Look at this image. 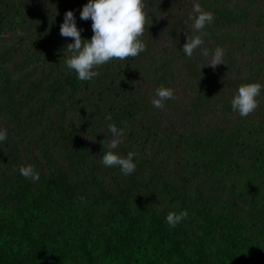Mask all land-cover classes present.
Returning <instances> with one entry per match:
<instances>
[{"label":"trees","instance_id":"16d2710c","mask_svg":"<svg viewBox=\"0 0 264 264\" xmlns=\"http://www.w3.org/2000/svg\"><path fill=\"white\" fill-rule=\"evenodd\" d=\"M186 1L189 13L199 3L213 14L210 24L192 33L211 47L216 48L215 40L226 49L224 43L231 40L239 54L250 48L264 51V0ZM87 2L0 0V121H10L16 102L27 120L53 111L62 126L69 111L90 117L95 126L98 115L105 120L111 114L107 124L124 130L115 150L136 153V168L127 176L120 170L112 173L101 163L102 154H88L70 169L68 144L55 129L57 122L49 119L42 124L35 119L26 134L0 143V264H27L19 252L28 254L32 264H180L171 260L166 246L151 249L146 244L157 245L164 236L206 247L208 234L219 246L223 264H264V120L239 116L234 125L207 124L211 109L222 110L220 103L230 102L236 91L220 95L224 88L215 84L208 91L204 81L201 86L202 75L196 76L201 80L190 105L183 102L179 108L168 100L163 109L150 108L152 98L138 96L146 71L142 63L153 58L147 49L150 25L140 38L145 51L113 59L95 69L98 77L81 82L65 64L72 38L62 37L57 24L71 10L81 37L90 39L92 22L80 19ZM221 8L227 13L224 23L218 22ZM144 12L152 23L149 10ZM253 20L257 27H251ZM18 44H24V57L21 73L15 75ZM224 58L230 59L228 50ZM187 60L180 54L175 64L185 66ZM158 64L165 70L164 61ZM64 108L67 115L58 112ZM25 135L34 141L27 144ZM105 145L99 136L97 147L105 151ZM28 158L38 181L19 173ZM152 186H157L155 193ZM183 210L187 219L170 227L167 213ZM228 238L236 242L223 241Z\"/></svg>","mask_w":264,"mask_h":264},{"label":"rangeland","instance_id":"374dc122","mask_svg":"<svg viewBox=\"0 0 264 264\" xmlns=\"http://www.w3.org/2000/svg\"><path fill=\"white\" fill-rule=\"evenodd\" d=\"M180 1H184V4L180 6L181 10L175 12V6L176 8H179L178 3ZM143 3L145 5L144 9L149 10L152 18V23H150V27H152L150 28L151 36L148 40L147 49H150V52L152 53L151 57L153 58H151L147 64L142 63L146 71L145 77L139 85L138 96L143 97V95H147L153 99L156 88L160 85H164L165 87L174 90L175 99L170 100L171 103H174L181 108L182 106H180V104L186 102L190 105L191 100L194 98L191 93L194 89L198 88L196 81L198 79L201 80L200 77H196L197 75H202L201 86L202 81H204L208 91L213 88V84H215L218 89L224 88L220 95H222L223 91H237L241 84L259 83L262 87L260 95L256 98L258 101V107L253 113L244 118L252 119L254 121L264 120V116L261 117L258 115V113L264 114V51H257L250 48L248 50H243V52L239 54L237 43L231 40L227 41L224 43L226 49H223L228 50L230 59L223 57L225 65H217L216 68L213 69L206 65L210 62L211 54L215 48L211 47V42H204V46L202 44L200 48L194 50V52H196L195 56L193 55L192 58H188L185 66L181 65L179 67L175 64V60L178 59V55H184L182 47L186 42V33L192 34L194 32L189 29L190 25L193 23V20H190L189 17L197 14L193 11L189 13L190 6L186 0H143ZM216 12L219 15L218 22L223 21L224 23L227 19L226 10L221 8ZM24 13L30 19L33 16L31 12ZM260 17H264V11H261ZM60 24H57V28H60ZM181 24L185 27H182ZM252 26L257 27L255 20L252 21L251 27ZM212 44H214L215 47H221L219 42L215 40H212ZM22 47H24V44H18L17 52H15L13 63V72L15 75L18 74L17 72L21 73V67L19 64L24 57V53L20 51ZM204 48L209 50V57H204L201 54ZM145 59L147 58L143 57L142 61ZM160 60L165 63V70L162 69L163 64H158ZM192 62L195 63L193 64ZM25 82L26 86H29L30 82L28 78H25ZM223 102L224 103H220L222 110L215 108L211 109L207 124L220 123L223 126H229L234 125L237 122L240 115L230 107L231 101ZM229 107L231 108L230 110L228 109ZM150 108L158 110L152 105V103L150 104ZM20 109H23V106L19 102H16L14 104V111L10 116V121H5V118H2L0 121V127L7 130V140L10 139L11 142H14L16 136L19 134H26L29 124L35 121V119L39 124L44 123V120L46 119L57 122L55 129L62 132L61 138L68 144L66 147L69 148L71 152L70 158L72 161L70 169H73V165L78 163L85 155L89 154L95 157L103 154L104 150L97 147L99 146V136L102 137V141L105 144L111 140V133L107 127L108 124L100 115L97 116L95 126L90 117L88 118L85 116L83 119L76 114V111H69L67 116L68 119H65L66 124L62 126L58 123L61 118L56 120L53 111L49 114L40 113L37 115L38 118L27 120L25 115L21 116ZM58 112L67 115V110L65 108ZM71 118L72 121H70ZM23 139L27 144L34 141L33 138H30L27 135H25ZM52 140L53 135L47 140V142ZM3 142L0 143L3 144ZM46 150V148L42 149L43 155H46ZM113 151L124 157H126L128 153L126 152V148L122 149L123 154H120L117 150ZM31 160L32 158H28L27 160L24 159L23 164L26 166L29 164L33 166L34 162ZM107 169L111 170L112 173H118L120 170L119 167H107ZM107 172L110 173V171ZM1 182L6 184V179L3 178ZM149 190L152 193H155L157 191V186H152ZM48 215V212H44V217ZM61 220L62 222H68L69 217H61ZM12 222L17 224L15 220H12ZM208 235L205 236L208 240L206 247L190 246L177 238L174 240L164 236L157 245L146 244V246L151 249L166 246L171 256V260L180 264H223L224 257L221 258L223 255L218 249L219 246ZM223 241L229 243L236 242L233 238L223 239ZM18 254L24 262L32 264L30 259L28 260V254L24 252H19ZM219 254H221V256H219ZM219 258H221V261H219ZM258 264H262V262L258 261Z\"/></svg>","mask_w":264,"mask_h":264},{"label":"clouds","instance_id":"9594fccd","mask_svg":"<svg viewBox=\"0 0 264 264\" xmlns=\"http://www.w3.org/2000/svg\"><path fill=\"white\" fill-rule=\"evenodd\" d=\"M144 7L143 0H88L80 10V19L91 20L93 35L90 39L81 37L83 30L77 28L74 12L66 11L63 22L60 24V35L72 38L73 41L66 46L68 55L65 58V64L67 68L74 71L81 82H87L100 75L95 69L113 59L122 61L129 57H136L145 51L146 45L140 38L144 35L146 25L148 27L150 24ZM193 12L197 15L189 18L193 20L194 32L203 30L206 24L214 20L213 14L204 11L199 3H194ZM203 43L201 36L186 33V42L183 44L182 52L188 58H192L194 50L200 48ZM224 53L223 48L216 47L206 66L215 69L217 65L224 64ZM201 54L204 57L210 55L207 48H204ZM261 87L259 83L241 84L231 100L232 110L238 112L241 117H247L253 113L258 107L256 98L260 95ZM172 99H175L174 90L160 85L156 88L151 103L155 108L163 109L166 101ZM105 120L111 121L112 115H107ZM107 127L113 138L105 145L106 150L101 156V163L105 167H119L122 174L131 175L136 168L133 162L136 153L128 152L126 157L116 154L113 150L122 142L124 130L118 129L114 122L109 123ZM6 139L7 130L0 129V142ZM19 173L33 181L39 180V174L30 164L21 166ZM187 217L186 210L179 213L170 211L166 215V222L170 227L175 228Z\"/></svg>","mask_w":264,"mask_h":264}]
</instances>
